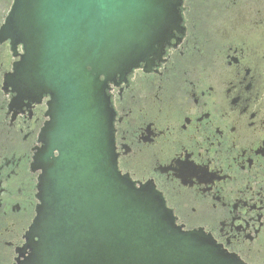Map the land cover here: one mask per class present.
<instances>
[{
    "label": "flooded vegetation",
    "instance_id": "flooded-vegetation-1",
    "mask_svg": "<svg viewBox=\"0 0 264 264\" xmlns=\"http://www.w3.org/2000/svg\"><path fill=\"white\" fill-rule=\"evenodd\" d=\"M180 14L159 60L109 83L118 169L151 182L185 230L264 264V0H183ZM21 53L0 38V264L30 252L51 122L50 94L9 81Z\"/></svg>",
    "mask_w": 264,
    "mask_h": 264
},
{
    "label": "water",
    "instance_id": "water-1",
    "mask_svg": "<svg viewBox=\"0 0 264 264\" xmlns=\"http://www.w3.org/2000/svg\"><path fill=\"white\" fill-rule=\"evenodd\" d=\"M182 1L13 0L0 38L22 53L9 81L25 96L51 95L30 252L17 264H244L178 225L151 182L117 166L109 83L161 58Z\"/></svg>",
    "mask_w": 264,
    "mask_h": 264
},
{
    "label": "snow or ice",
    "instance_id": "snow-or-ice-1",
    "mask_svg": "<svg viewBox=\"0 0 264 264\" xmlns=\"http://www.w3.org/2000/svg\"><path fill=\"white\" fill-rule=\"evenodd\" d=\"M131 190L138 195L139 197L150 201L151 200V195L150 193L143 187H141L140 185L135 186V188L131 187ZM158 211L160 212L161 215H163L164 213V209L163 207H157Z\"/></svg>",
    "mask_w": 264,
    "mask_h": 264
}]
</instances>
